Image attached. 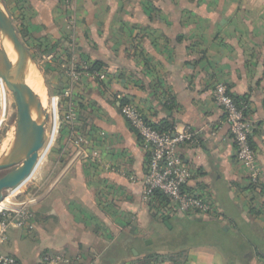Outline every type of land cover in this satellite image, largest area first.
Segmentation results:
<instances>
[{"label":"crops","instance_id":"1","mask_svg":"<svg viewBox=\"0 0 264 264\" xmlns=\"http://www.w3.org/2000/svg\"><path fill=\"white\" fill-rule=\"evenodd\" d=\"M7 8L37 53L38 45L56 47L39 57L61 121L28 180L38 189L33 222L8 229L2 253L24 264L46 252L61 255L58 264H137L149 255L181 264H264V0H9ZM73 44L80 59L101 64L105 79L68 75L64 47ZM218 83L248 96L257 183L237 158L214 97ZM123 101L152 122L194 133L180 147L193 170L187 187L209 194L218 215L161 219L143 200L146 154ZM70 109L78 113L72 123L65 120ZM77 133L88 139L85 154ZM13 197L5 204L16 207ZM234 236L261 249L229 258L217 243Z\"/></svg>","mask_w":264,"mask_h":264},{"label":"built area","instance_id":"2","mask_svg":"<svg viewBox=\"0 0 264 264\" xmlns=\"http://www.w3.org/2000/svg\"><path fill=\"white\" fill-rule=\"evenodd\" d=\"M71 67L68 68V75L73 80H80L83 71H77L76 64L86 72L89 62L80 59L75 54L71 59ZM100 79H105L104 72L92 73ZM216 103L223 109L225 119L230 126V133L235 144L237 158L248 169L249 178L252 183H257L260 177V166L256 159V153L249 141L251 133V122L244 113V107L238 105L228 91L226 85L218 83L213 89ZM52 110L50 119L52 129L48 134H54L58 130L59 113L58 99L52 97ZM121 112L130 126L140 136L142 146L146 154V170L143 177L142 198L147 204L157 206L156 215L165 218L174 214L182 215H218L213 199L207 193L189 190L187 183L193 177V170L184 161L180 154V147L186 142H193L194 133L185 128L181 131L160 132L153 128L151 120L133 102L121 105ZM78 117L75 109H70L66 115L67 122H74ZM84 138L79 137L81 143ZM13 190V189H10ZM9 190V192H10ZM160 191L168 201L161 205L155 198V193ZM9 194V193H8ZM17 192L15 197H17ZM36 199L22 203H16L13 208H5L3 218L0 219V243L7 241V231L10 228L31 226L34 218L32 207ZM64 261L61 255L46 252L37 264H58ZM0 264H24L19 258L12 254H5L0 251Z\"/></svg>","mask_w":264,"mask_h":264},{"label":"water","instance_id":"3","mask_svg":"<svg viewBox=\"0 0 264 264\" xmlns=\"http://www.w3.org/2000/svg\"><path fill=\"white\" fill-rule=\"evenodd\" d=\"M0 31L7 47L0 48V77L5 81L12 92L19 126V148L11 153L0 156V201L4 199L5 192L20 188L31 178L43 158L42 152L49 142L47 126L50 121L52 109H46L43 104L30 98L25 88L14 77L21 71L18 68L11 72L8 58L11 49L25 60L33 55L27 50L21 40L14 19L7 11L3 0H0ZM60 125V124H59Z\"/></svg>","mask_w":264,"mask_h":264},{"label":"rangeland","instance_id":"4","mask_svg":"<svg viewBox=\"0 0 264 264\" xmlns=\"http://www.w3.org/2000/svg\"><path fill=\"white\" fill-rule=\"evenodd\" d=\"M9 0H3V3L7 9V11L10 13L12 12V9L10 8H7V2ZM14 19V22H15V25H16V28H17V31H18V34L21 38V40L24 42V44L26 45L27 47V50L32 54L34 55L35 57V63H33L35 65V72L37 73V76H39L38 78L41 79V83L43 85V87H45V95L48 97L47 99V102L44 104V107L46 109H50L52 108V95L50 93V86H49V80L46 76V63L44 64L41 63V60H40V55L39 53H37L36 51V48H33L29 42H28V37L27 35H25V33H23V31L21 30V26L18 22V19L16 17L13 18ZM72 23V21H70V24ZM3 37L1 31H0V44H1V38ZM32 50V51H31ZM30 60V59H29ZM31 62H33L31 60ZM68 68V67H67ZM49 87V89H48ZM60 121H61V118L59 116V123H58V130L56 132V136L58 134V131H59V127H60ZM51 129H52V120L50 119L49 123H48V126H47V131L48 133L51 132ZM12 130V133H14L15 131H17V133L19 132V126H18V121H17V109H16V104H15V101H14V98H13V95H12V92L10 91V89L5 85V83L2 81V79L0 78V156L6 154L9 152V150L7 151V144L4 139L6 137V134H8L9 131ZM11 133V134H12ZM11 134H8V138H10ZM13 136V134H12ZM52 136V135H51ZM55 136V138H56ZM79 137H82L84 138L83 141L84 143H81L79 140H77V138ZM12 139V137H11ZM5 142V144H4ZM54 142H55V139H54ZM53 142V144H54ZM4 144V146L2 147V145ZM75 143L78 147V152H81V153H86V146L88 145V139L87 137L82 134V133H77L76 134V137H75ZM53 144L51 146V148L49 150L52 149L53 147ZM48 146V145H47ZM94 154H97L96 152H94ZM4 173L3 172H0V174ZM21 188V187H20ZM20 188H17V189H13V190H7L5 192V195H7L9 193L10 194H13V193H16L17 192V197H13L12 200L15 201L16 203H22V202H25L28 198L26 195H34V199H36L38 197V189L34 186L31 185L30 182L27 181V183H25V185H23V187L20 189ZM5 206H9L8 204H3L1 207H5ZM8 208V207H7ZM29 208H32V207H29ZM33 211V209H32ZM4 212L5 211H0V216H4ZM33 214H34V211H33ZM34 219V218H33ZM33 219L31 222H33ZM19 228V227H17ZM208 238H213L212 236H207ZM235 238V237H234ZM211 241H213L211 239ZM6 243V242H5ZM243 243L245 245V242H243L242 240H240L239 238L234 239L232 238L229 242L227 243H223V242H218L217 245L218 247L220 248H225V250L228 252L227 248L228 249H234V248H241L243 246ZM4 243H0V246L3 245ZM52 254V253H51Z\"/></svg>","mask_w":264,"mask_h":264},{"label":"trees","instance_id":"5","mask_svg":"<svg viewBox=\"0 0 264 264\" xmlns=\"http://www.w3.org/2000/svg\"><path fill=\"white\" fill-rule=\"evenodd\" d=\"M21 28H22L21 30L23 31V33H25L24 32L25 30H24L23 26H21ZM37 48H38V53L43 56V55H49L50 53L55 51L56 47L52 46L51 48L48 49L47 47L43 48V45H41V46L38 45ZM76 52H77V48L75 47L74 44L72 46H69V47H64V54L68 58L67 59L68 62L66 64V66L68 68L71 67V65H72L71 59H72V56L74 54H76ZM33 57H34V55H33ZM34 59H35V57H34ZM76 68H77V71H79V72L80 71H84L83 68L80 67L79 63L76 64ZM100 69H101V64L99 62H96V63H93V64H91L89 62V68H88L87 71L91 72V73H96V72H99ZM228 91H229V89H228ZM229 93L231 94V96L234 98L235 102L238 105L244 107V113H245L246 116H248L249 115V103H248L249 100H248V96L247 95H245V96H236V95H233L230 91H229ZM125 103H128V102L123 101L121 103V105H123ZM150 122H151L153 128H155L156 130H158L160 132H174L176 130V128L171 123H169L166 120H162L160 122H152V121H150ZM249 141H250L251 146L253 147V149L256 152V145H255V143L253 141L251 133L249 134ZM155 198L157 199L158 203L161 204V205L166 204V202L168 201L166 196L164 194H162L160 191H157L155 193ZM149 206L153 210L157 209V206H155V205L153 206L152 204H150ZM1 218H3V216H0V219ZM234 237H233L234 241H235V239L239 238L240 240L245 242V245L243 243V246L241 248H234L233 250L227 248L228 252L225 253V254L229 258H234V257L230 256V253H232V252L238 253V255L240 254L239 257L242 258V256L245 255L250 250L252 251L255 248H258V249L260 248V245L255 240H252L250 237H247V236H234ZM261 255H264V254L261 253ZM250 257H251V255H248L246 257V259H248ZM165 261H172V262H174V264H181L179 258L174 257V256H163V255H149V256L146 257V261L145 260H141V261H138L137 264H161V263H163Z\"/></svg>","mask_w":264,"mask_h":264},{"label":"bare ground","instance_id":"6","mask_svg":"<svg viewBox=\"0 0 264 264\" xmlns=\"http://www.w3.org/2000/svg\"><path fill=\"white\" fill-rule=\"evenodd\" d=\"M7 45L8 43L2 37L0 48L7 47ZM33 63L34 62H31V58L27 57L25 60H23L21 57H19V55L14 49H11L9 53V58H8V66H9L10 71L15 72L18 68H21V71L18 74H16V77H14L15 80L17 79L19 83L25 88L26 93L30 98H32L33 100H37L44 106V104L47 102L48 97L45 95V87H43L41 83V79H39L40 77L37 76V73L35 72V65ZM2 81L5 83L3 79ZM5 85L7 86L6 83ZM11 133H12V130L8 132V134H11ZM8 134H6L4 141L7 144L9 143L7 145V151L9 150L8 154H11L15 152L20 146L19 136H18L17 131H15L14 133H12L13 136L11 134L10 138L7 139L9 136ZM4 144L2 145V147L4 146ZM9 202H10L9 194H7L5 195L4 199L0 201V206H2L5 203H9ZM7 207L13 208L12 206H5V207H1L0 210H3Z\"/></svg>","mask_w":264,"mask_h":264}]
</instances>
